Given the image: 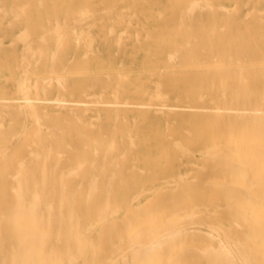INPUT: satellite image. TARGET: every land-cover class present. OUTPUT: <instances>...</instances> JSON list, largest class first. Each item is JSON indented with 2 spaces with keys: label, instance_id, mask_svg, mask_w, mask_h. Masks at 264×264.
I'll return each mask as SVG.
<instances>
[{
  "label": "rangeland",
  "instance_id": "obj_1",
  "mask_svg": "<svg viewBox=\"0 0 264 264\" xmlns=\"http://www.w3.org/2000/svg\"><path fill=\"white\" fill-rule=\"evenodd\" d=\"M2 1H4V4H1ZM13 1H14V3H13ZM30 1H32V2L30 3ZM34 1H35V3H34ZM34 1L33 0H0V8H2L3 6L4 7L6 6V10L8 9V11H6V12H4L3 10H0V44H1L0 45V100H1L0 101V126L2 125V127H4V128H2V127L0 128V147L7 146L6 149L10 148L11 149L10 152L11 151L19 152L24 148V145L21 146L22 139L19 138L16 134H18V135L22 134L21 133L22 129L24 128V125L26 124V122H24V121H26L25 117L28 115H26L24 117V115L26 114L24 107L22 106L23 107L22 108L20 106V104L22 105L24 101L21 99L22 98L21 88H19L20 86H18L17 82L20 83V80L23 81V80L31 79L30 84L29 83H27V84H29V86L32 88L31 89L32 90L31 96L33 97V100L35 99L34 101L33 100L32 101H33L34 105L35 104L39 105V109H38V106L36 109L39 113H43V112H44V114L46 113V115L43 114L44 118L42 119V122H40L42 125H44V127L41 126V127H43V129H41L40 125L38 124V130L47 131V127L51 126L50 123L54 126L57 123V122L55 123V121H58V120L59 121L61 120L60 123L63 127H71L73 129V130L71 129L70 134L67 136V138H65L63 140L62 145L60 146L61 150L63 148L68 147V145H69L68 148H71L70 144H72V146H74L73 144H75L74 147L76 149H74V150H76V151L86 150L84 147H86L85 144L87 142H89V148L92 150L95 147L94 146L95 141H96V143H99L100 140L101 141L104 140L103 143L105 142L103 147L101 148L103 150H102V153H100V156H94V155L89 156V157L84 156V157L80 158L77 162L67 165L66 168L64 169V173H70V171L72 172V170L74 171L78 167H81L80 165H82L84 168H86L85 166L87 164L92 165L94 162L96 164V162H99L101 158L103 159L104 153H106L110 148L114 149V147H115L114 151L112 149L113 160H112V165L110 167V175H113L114 171H116L118 169V167H116L117 169L114 167L120 165L119 164L120 160L118 161V159L119 158L121 159L122 155L123 156L124 155L129 156V157L126 156L127 159L129 158V160L126 161L123 158L122 159L123 162L121 161L122 164L124 163L122 165V167L120 166V168L123 169L122 176L129 175L131 177L132 173H133L132 180L129 179L127 182L126 181L125 182L121 181L122 183L120 182L121 188H119V191H120L121 195L120 194H119V196L114 195L113 200L110 202L111 205L114 207L113 212L116 209L114 205H116V206H117V204H118V206L122 205L121 206L122 209H120V207H119V208H117L116 213H112V215H109L107 218H105L103 220L94 221L96 223H95L93 229L91 230V236H92V234H94V232H100V230L102 231V229H103L102 227L106 224V225H108L107 226L108 228H105L108 230L104 229V232L107 231L106 235L104 233H102L103 231L101 232L102 235L104 234L105 239H103V237L100 238V236H102V235L99 236V233H97V235H93V237L96 236L94 238L92 237L93 240H91V236H89L91 249L89 252H85L84 254H81L78 257L76 264H84V261H87L88 264H102V263L103 264L104 263L105 264H124L127 262V261L124 262L125 259L128 260V262H127L128 264H135V262L138 260V257H135L134 253L132 254L133 250L132 251L131 250L126 251L125 255L128 257H126L123 260L122 258L118 259L115 252H110L111 249L112 248L114 249V247H119V243H121V244L123 243L122 240L125 241V243L122 244L123 246H126V245L129 246L130 244H126V243H128V242H126V240L129 238H136V235L135 236L133 235L134 237H132L133 233L137 232V230L140 228H143V229L146 228L147 232L150 233L151 227L154 226V223H156V222L160 223L162 228H164L163 226L165 224H167V225H169V227H171L173 225L172 224L170 226V224H171L170 221L172 219H174L176 221L179 218H181L184 221L185 216H187L189 219V217H190L189 215H191L194 211H196V212H194L195 213L194 216L192 214V216L190 217V219H191L192 217H195L196 215H198L197 210H204V211L206 210V211L211 212V213L216 211L215 213H218V214L219 213L221 214L223 212L222 214H224V211H222L221 209H224L225 207L228 208V209L225 208L226 209L225 217H227L230 221H232V222H230L231 224L228 221H225L226 219H224L223 215H222L223 217L221 216L222 218L219 216L220 218L218 217V219H217V215L216 216L214 215L215 213H212V215H210V213L207 212L208 213L207 214L206 211H205L206 214L203 211L202 212L200 211L199 212L200 213L199 214L200 219L198 216V219L200 221L188 220L187 224H186L187 221L182 222V224L185 223L184 226L187 228H185L186 230H184V232L176 235L177 237L174 236L171 239L170 242L173 244L169 243V244L165 245V243L164 244L161 243L156 247V248H158L157 250H156V248H155V250H152L153 251L152 256L148 257V259H146V260L141 259L138 261H140V264H158V263L159 264H169L172 261H174V262H172L171 264H217L215 262V258L213 257L214 254L210 256V254H212L213 252L215 253L217 250H215V251L213 250V252H211V251L206 252V250L208 249L207 246H209V247L211 246L210 249L213 247H214V249L218 248V243L215 240H212L211 236L208 234V232H210V230H211L210 228L208 229V227H216V226L218 227V225H220L221 227H224L223 230L224 229L226 230L223 232H227V231L229 232V233L227 232L228 236H230L231 240L235 241L234 243H236L234 245H237V247L239 246V248L243 249L242 252H244L245 255H247L249 261H252L254 259V261L257 264H264V259H263L264 258V248L260 242L261 237L264 236V223H263L264 222V204H261V203L258 204V207H261L262 209H260L261 211H258V214L256 215L257 218H255L256 213H255L254 209L251 207V205H249V202L245 201L244 198L242 200L243 196L240 199L239 195L236 196L234 193V192H236V194H238L237 192H238L239 188H243V189H240L243 191L246 188L247 190H251V191L254 190L253 193H255V191H257L258 193H260V192L262 193L263 187H261L260 185H254V184H249V183H246L247 186H245L246 184L243 183L244 180L240 181L238 179L239 180V182H238V180L234 176L233 177L235 179L225 177L221 173H219V174L214 173V172L210 173L209 171H211V170L215 171L216 169H217V172H221V170H219V169H221L219 167L220 164H213L211 162H207L208 159H207V156L205 155L207 151H205V152L203 151L205 154L202 153V150H210V148L213 146L212 142H213V138L216 134H221L223 136L222 138L224 140L229 141L228 133L226 132V130L222 129L223 127H220V125H219V122H220V119L218 117L219 115H217V117L214 116L215 118L213 117V115H212V117H210L211 116L210 114L213 112L214 113L216 112V114L225 115L227 111L226 112L225 111H216V110L212 111V109H210L209 104L204 105L202 102L197 103L196 106L193 107L194 109L192 108L193 110L192 109L190 110L189 108L187 109V107H185V103H182V102L176 103L175 100H172L169 103L168 110L166 109V112L164 114H162V113H156L155 114V110L159 111L161 109V107H159V105L157 104L156 101H152V99L150 97V95H153L155 93L156 88L158 87L156 85H157L158 81L160 80V76L166 78L165 79L166 85H168L170 83V81L172 82L173 80H176V79L180 80V81H184L185 79L190 78V77L194 78L196 80L200 76L206 77L216 67L217 68L223 67V68H225V71H227V72L233 71V69H231V68H236L237 70H238V68H240L239 70L241 72L242 68L245 69L247 67L246 72L251 73L252 71L248 67L252 68V66L253 67L255 66L256 68H254L253 73L256 74V78H258L259 75L263 74V72H264V60H262V59L264 58V54L262 53V51L264 52V21H263L264 15H262V14H264V12H262V11H264V0H258L259 3L257 2V0H211V1L196 0L197 2H199V6L200 5L203 6V10H202V7L200 8L201 10H199L198 9L199 6L198 7L196 6L197 11L193 12L194 9L193 10L191 9L192 14H193L192 18L190 16L191 15V13H190V15H188V16H187V14H185V17H186L185 19H181L182 12L185 13L182 10L184 8L187 9L188 5L190 6V4H192V3L189 4V2L194 1V0H123L124 3L121 2L120 4L118 3V2H120V0H115L114 3H116L118 1L117 2L118 5L113 4L114 10L112 9L111 10L112 12H110V10H109V11H107V13L106 12L104 13L103 11L105 9H107V10L110 9V7H109L110 3L114 0H88V2H86L85 0H34ZM42 1H43L42 4L44 5V8L42 7V5H40V3ZM101 2H104V3L102 4ZM70 3H71V6H70ZM13 4H15V6ZM26 4L30 5V8L27 10V14H25L24 17H22V19L21 18L19 19V21H21V22H19V23L14 22L15 21L14 19H16V17H14L15 16V12H14L15 9H16V11H18V9H20V8H18V5L22 8V6H25ZM87 4H88V7H87ZM134 4H135V6H134ZM195 4L198 5V3H196V2L194 3V5ZM193 6H192V8H194ZM212 6H213V8L217 7L216 8L217 14L216 13L213 14L214 11H212L213 9H211ZM220 6L221 7L223 6L224 8L226 7V9H229V11H230L229 13H231V14L227 17L228 13L223 11V10H225V9H223V7H222V10L221 9L218 10V7H220ZM10 7H11V9H10ZM40 7H42V8H40ZM114 7H117V8L115 9ZM129 7L131 9L128 10ZM204 7H206L205 10H204ZM81 8H83L82 10L84 11L83 15L85 16V19L83 17V21L84 20L85 21L84 22L82 21V23L80 22L78 24L77 22L79 19H77V18H80V16L82 14H80V16L77 14H79L81 12V11H79V10H81ZM93 8H94V10H93ZM233 8H234V10H233ZM96 9H97V11L94 12ZM123 9L125 11H122ZM91 10H93L94 17L96 18V21H95L96 26H94L95 25V23H94L93 26L91 24L89 27H87L91 21L86 20V18H87L86 12L87 11L92 12ZM188 10H189V8H188ZM235 10H237V11H235ZM253 10H255L256 12L260 11L262 13L260 14L257 12L255 14L253 13L254 14L253 15V14H251L252 12H255ZM2 11L4 13H2ZM100 11H102L103 13H100ZM121 11L125 13L124 17H123V15L121 16ZM135 12H136L138 18L135 15ZM186 12H187V10H186ZM31 13H33V14H31ZM160 14H162V15L160 16ZM212 14L213 15L216 14V16H213ZM250 14L252 15V18L247 17V16H251ZM57 15L59 18L57 17ZM29 16H31L30 19H29ZM65 16H66V18H65ZM56 17L59 19V21H56V19H57ZM225 17H227V19ZM245 17H247V19H249V20H247L248 22L244 19ZM260 17L262 18V20L260 19ZM81 18H82V16H81ZM182 18H184V16ZM48 19L51 22L50 24H49ZM64 19H65V21H64ZM101 19L103 22L101 21ZM131 19H132V23H130L131 25H129V20H131ZM180 19H181V21H180ZM242 19H243V21H242ZM10 20H14V21H12L13 25L15 23L13 28H12L11 24H9ZM17 20L18 19H16V21ZM40 20H42V21H40ZM66 20H67V22H66ZM182 20H183V23H182ZM189 20H191V21H189ZM240 20H241V22H240ZM75 21H77V22L75 23ZM179 21L182 23L181 27H180ZM233 21H234V24H233ZM237 21H239V23H237ZM56 22H58V23L60 22V23L58 24ZM64 22H66V24H64ZM40 23H42V25H40ZM74 23H75V25H74ZM236 23L238 25H236ZM253 23H255V24L253 25ZM19 24H21V25H19ZM57 24L58 25L61 24V25L58 26ZM69 24H71V25H69ZM137 24H138V26H137ZM142 24H145V25H143L144 28L142 27ZM250 24L252 27L250 26ZM39 25H40V27H39ZM132 25H134V26H132ZM178 25H179L180 30H179V28H177ZM41 26L42 27L47 26V28H48V26H50V28H48V29L51 30L52 32H55V30L57 28H62L63 30L67 29L71 34V40H70L69 45H67V48L65 50L61 51L60 53H58L59 54V56H57L58 57L57 62H59L58 66L56 65L57 63H54V61H52L53 56L55 54L54 51H56V49H57V42L55 41V38H52L53 43L51 41H49L47 45H44L43 42L38 39V38L42 39L41 37L43 35V31H42L43 28H41ZM91 26H92V28H91ZM128 26H129V28L127 29ZM165 26H166V29H163L162 27H165ZM214 26H215V31L212 33ZM249 26H250V28H248ZM54 27H55V29H54ZM157 27L160 30L157 29ZM225 27H227L226 30H225ZM26 28L29 29L31 37L33 38V40L36 39L35 40L36 43L34 44V48L39 49L41 46L45 47V59L43 60V62H41L42 65H39V63H37V62H39V56L38 55H35L34 57H30L29 62L31 64H30V67L28 68L27 74L24 73L25 68H24V66H21L22 65L21 63L24 61L23 60L24 58L22 59V57H24L26 55L25 51L23 49L25 47V49L28 50V48H26L28 46V43L25 44L26 42L24 40V37L22 34H20V33H24L22 31L26 30ZM31 28H33L34 30ZM39 28L41 29L40 31H39ZM111 28L113 30L111 32H113V33L115 32V34H112L111 36H109L111 34L110 33ZM222 28H223V30H225V32L227 31V33H225L223 30L220 31V29H222ZM237 28L240 30H237ZM83 29H85V33L90 31L92 33V36L94 35L93 36L94 40H95L94 51L97 54L89 53V51H87L86 46H85L86 43L84 41L81 42L79 40L80 37L82 38V36H83L82 35L84 33ZM161 29H162V31H161ZM201 30H203V34L199 35L198 33H200ZM244 30H246V31L244 32ZM82 31H83V33H82ZM137 31H138V33H140L139 38L137 37V35H138ZM239 31H240V33H239ZM219 32H223V33H219ZM120 33H123V34H120ZM124 33H126V34L124 35ZM209 33L213 34V35L211 34L212 36L210 35V38L208 36ZM129 34L131 35V37ZM147 34L151 38L148 37ZM228 34H229V36H228ZM236 34H237V37H236V39H234ZM18 35H22V36L20 37L21 39L19 38L21 41L19 40L17 42L18 37L16 38V36H18ZM80 35H82V36H80ZM119 36L122 39H120ZM199 36H201V37H199ZM76 37H79L78 40L76 39ZM146 37H148V38H146ZM190 37H194V38L190 39V42H189L188 40ZM197 37H199V39H197ZM230 37L233 40L230 39ZM15 38H16L17 45L14 43ZM101 38H102V40H101ZM251 38H253L255 40H253ZM163 39L166 40L164 43H162ZM194 39H197V40L195 41ZM259 39H261V40H259ZM137 40H139L140 42ZM243 40H244V42H243ZM257 40H259V41H257ZM12 41H13V46L11 44V46H12L11 47L8 44H10ZM38 41H39V44L42 43V45H38ZM135 41H137L139 43L133 44ZM112 42L114 45L111 44ZM116 42L120 43L119 44L120 47L118 46V44ZM185 42H189L191 44H194V42H197V44L192 45V47H193L192 48V47H188V45H190V44L187 43L188 45L186 44L185 49H183ZM216 42H218V44H216ZM51 43H52V45H51ZM178 44L180 46L183 45V47H181L182 49L179 50V48H177ZM2 45H3V47H2ZM24 45H26V46H24ZM239 45H240V47H239ZM211 46H213L212 49H211ZM118 47H119V49H118ZM227 47H231V49L227 50L226 49ZM238 47H239V49H238ZM109 48H110V50H109ZM189 48H192V49H189ZM235 48H236V50H234ZM76 49H77V51H76ZM176 49H178L180 51L178 54L180 56H182V57L179 56L180 62H173V61L168 60V59L166 60L167 57H169V59H170V56H167V55L168 54L171 55V53H168V52L173 51L172 54L177 53V51H175ZM202 49H205V50L202 51ZM210 49L212 51H210ZM22 50L24 51L23 52L25 54L24 56L21 55ZM254 50H257V51H255V53L257 52L255 54L256 57H254V53H253ZM244 51L245 52L247 51V52L245 53ZM99 52H101V53H99ZM116 52H119V54L117 56H115ZM206 52H209V53L212 52V53H211V55L209 54L210 55L209 56L208 54H206ZM189 53H191L192 58H190ZM244 53H245V55H244ZM52 54H53V56H52ZM86 54H87V56H85ZM129 54H132V55H129ZM220 54L221 55L224 54V55L221 56ZM74 55H76L75 60L73 59ZM83 56L85 59L82 58ZM129 56H131V57H129ZM86 57L88 58L89 63L87 62ZM196 57H197V59H196ZM202 57L203 58L206 57L205 60H201ZM217 57L219 59L216 60ZM71 60L72 61L74 60V65H73V63H71L70 64L71 67L67 68L69 65V62H71ZM121 60L123 62H121ZM157 60L158 61L160 60L161 62H158ZM179 63H181V65ZM52 65L56 66V67L54 66V68H55L54 73H53V71L49 73L50 68L53 69ZM178 65H180V66H178ZM201 69L203 70V72ZM33 70H34V72H33ZM175 70H177V71H175ZM184 70H189V71H186V73L183 72L180 74V72L184 71ZM192 70H196V71H192ZM197 70H201V71L199 72ZM166 71H168L167 74L164 73V75H162V73L166 72ZM169 71H171L170 74H168ZM172 71H175L174 73L176 75L175 74L173 75ZM153 72H155V73H153ZM191 72H192V74H194L193 76L191 75ZM22 73H24V74H22ZM139 73H141V74H139ZM20 74H22V76ZM119 74H121V75L122 74H126V75L128 74L127 75L128 77L126 78V76H125V77H122L123 78L122 79ZM153 74L154 75L156 74V75L153 76ZM117 75H119V76H117ZM189 75H190V77H189ZM122 76H124V75H122ZM58 77H60V78L61 77L62 78L67 77L64 80V81H66L67 84H64L63 79L61 78L62 79L61 80ZM96 77H98L99 79ZM43 78H45V79L50 78L49 80H51V82L48 83V82H46L47 80L46 81L45 80L39 81V79H43ZM95 78L98 81L95 80ZM119 78L121 80H119ZM56 79H57V81H56ZM15 80H17V82ZM59 80L61 81L62 85H64L63 87L66 86L65 88L68 91H66L63 87L58 86L57 82ZM118 80L121 81V83L118 84ZM38 81L41 83H39ZM60 81H59V83H60ZM35 82H38L40 84L39 87L42 89L39 90V87L37 86L38 83L35 86ZM45 82L48 83V85L49 84H52V85L48 86ZM61 83H60V85H61ZM107 84H108V86H107ZM172 84H173V82L170 85H172ZM92 85H94V86H92ZM95 85H97V87ZM117 85L118 86L120 85L121 87H118ZM186 85H189V84L188 83L184 84V82H183L182 86H180V87L186 88V87H188ZM34 86L36 88L38 87V90ZM89 86H90V89H91V87H96V88H93L92 90H90V89H88ZM43 87L47 88V92L46 91L45 92L47 93L48 97L43 92V90L45 89ZM106 87H108V88H106ZM195 87H197L199 89L201 88V86H195ZM209 87H211V86H209ZM218 87L222 88L223 86H218ZM18 88L20 89V91H18ZM117 88H119V90H117ZM58 89H59V91H58ZM36 90L40 91L39 92L40 96L38 95V97L36 94V92H37ZM84 91L86 92L85 94L87 96L85 94L82 96V94H83L82 92H84ZM102 91H104V93ZM130 91H131V93H129ZM59 92H60V95H57V94H59ZM144 92H145V95H144ZM237 93H247V94H251L253 96H258L260 94L261 95L260 98L264 99V87H263V85L261 86V88L258 87L257 83L253 86H248V88H245L244 90L238 89ZM61 95H62V97H61ZM72 95H74V96H72ZM90 95H91V97H90ZM58 96L60 99L58 101L60 103V105L62 103H63L62 106L66 105V107H63L61 109V111H60L59 106L56 107V105H59V103L57 101L54 102L55 99H58ZM80 96L83 97V99L82 98L80 99ZM84 96L86 98H84ZM117 96L119 97L120 101L117 100L118 99V98H116ZM40 99H42L41 101L44 100V102H41ZM49 99H50V101L52 100L53 102H49ZM64 99H65V101H64ZM2 100H4V101H2ZM7 100H9V101H7ZM10 100H12V101H10ZM13 100H16V101H13ZM17 100H22V101H17ZM36 100H38V101H36ZM47 100L49 103L47 102ZM87 101L89 103L91 102L92 104L90 103V105H88ZM94 101H95V103L99 101L100 105L98 104V106H101V107H98L97 103L95 105ZM125 101H128L129 103L125 102ZM66 102H68V103H66ZM74 102H80V103L86 102V104L89 107H88V109H86L85 104L79 105L80 103L75 104ZM115 102L118 103L116 105H119V103H120V105L116 106L114 104ZM149 102H151V104H152V107H150V108H149V104H148ZM107 103H109V105H107ZM110 103H113L114 105L111 104L112 105L111 106ZM126 103L129 104V106L123 105ZM142 103H143V105H145V107L142 105ZM9 104L11 106L10 107L11 111L8 109ZM178 104H179V106H178ZM2 105L3 106L7 105L6 106L7 109L5 106H4V108H5L4 109L2 107ZM136 105H140V106H136ZM146 105H148V107H146ZM75 106L76 107L78 106L79 111H77V108ZM155 106H157V107H155ZM19 107H21V109H19ZM70 107H72V108L75 107V110L73 109L72 113H71L72 108H70ZM172 107L175 108L174 112L170 111V109L174 110ZM178 107H179V109H178ZM261 107H262V105L258 104L254 107V109H258ZM108 108H110L109 109L110 111H108ZM118 108H119V110H117ZM176 108H177V110H176ZM182 108L183 109L185 108V110H183ZM195 108H199L201 110L195 109ZM203 108H205L206 110H202ZM149 109H151V110L147 112V110H149ZM91 110H92V112H91ZM93 110H94V112H93ZM116 111H118L119 114L118 113L116 114ZM183 111H184V113H182ZM253 111H255V112H253V113L252 112H246V113L251 114V115H254V114L256 115L258 113V112H256L257 110H253ZM56 113L57 114L60 113L61 114L60 117ZM124 113L127 115L126 116L127 120L124 119ZM231 113H233L234 115ZM231 113H230L232 115L230 117L231 119H236L237 118L236 115L240 114V112L236 111V110H233ZM243 113H245V112H243ZM47 114L49 115V118L51 117L50 120L47 117ZM199 114L201 116H199ZM43 115H42V117H43ZM207 115H208V117H206ZM175 116H176V118H175ZM197 116H199V117H197ZM1 117L2 118L4 117L6 119H4V118L2 119ZM117 117L120 119L119 120L120 123H118V121H117L118 126H116L117 123H115ZM57 118H59V119L57 120ZM95 118L97 120H100L101 123L99 121H97ZM226 118L227 117H225V121L231 120L229 117L227 119ZM69 119H70V122L68 121ZM174 119H175V122H177V123H174ZM48 120L50 123L48 122ZM112 120H113V122H112ZM249 120H250L249 118H245L236 127V130L238 131V138L241 142L240 147L245 146L244 145L245 140L254 139L256 137L254 132L251 131L250 129H248L247 123ZM12 121H15V122H12ZM28 122L30 123L29 125H32V124L34 125L33 121H30V119H28ZM79 122H81V123L79 124ZM167 122H168V124H167ZM172 123H174L175 125ZM3 124L5 126H3ZM47 124H49V125L47 127H45V125H47ZM65 124L67 126H64ZM92 124H94L95 127H93ZM85 125H87V126H85ZM78 126H80V128ZM209 126H211L210 127L211 131H209ZM7 127H9V128L7 129ZM114 127L119 128L118 131L114 132L115 130H117V129L114 130ZM181 127L183 128V130H186V131L189 130L188 134H190V135H188L186 131H185L186 132L185 133L183 130H181L182 129ZM83 128L86 131H88L87 139H85V140H87V142L80 140L81 137H82V139H83V137L84 138L86 137V135L82 131ZM167 128H169V132L166 135V133L168 131ZM215 128H217V129L215 130ZM246 129H248L250 131H246ZM2 130H4V131H2ZM130 130H132L130 133L131 135L129 134ZM245 131H246V134L244 133ZM109 132H111V133H109ZM107 133L109 136H107ZM111 134H113V135H111ZM76 135L78 136V139L76 138ZM170 135H171V137H168ZM113 136H114L115 141L113 140ZM124 136L126 138L123 139ZM202 136H204L205 139ZM225 136L227 138H224ZM13 137H15V138L13 139ZM45 137H46V135H44V137L41 136L40 138H42V140L48 141V138L45 139ZM79 137H80V139H79ZM100 137L103 139L99 140L98 138H100ZM155 137H157V138H155ZM71 138H73V139H71ZM163 138H166V139H164V141H163ZM70 139L73 140V142H75V143H71ZM133 139H134V142H131V140L133 141ZM8 140L10 141V143ZM74 140H76V141L78 140L77 141L78 144H80V143L84 144V147L81 146V149H80L81 144L78 146L76 144V141H74ZM122 140H123L124 144H122ZM179 140L181 141V143H182L181 147H183V148L184 147L189 148V146H191V145L195 146V147H193V150L195 149L194 150V152H195L194 157L195 158L191 155H188V154H187L188 158H185V156H186L185 154L182 157V155L179 153L180 149H178V151L176 150L178 145L176 146V144L173 143L174 141L177 142ZM116 141L118 142L117 145L115 144ZM11 142H13V144ZM112 143L115 144L116 146L112 145L113 147H111L110 144H112ZM131 143H135V144L132 145ZM181 143H179V147H180ZM173 144H175L174 145L175 147L173 146ZM129 145L132 146L129 149L130 150L133 149L131 151V153H130V151H128L129 149L127 150ZM135 145H136V147H135ZM245 147L248 149L249 145L246 144ZM245 147H243V149ZM68 148H66V149L68 150ZM173 149L176 150L177 152L173 151ZM260 149L261 150L264 149V143H261ZM63 150H65V149H63ZM181 150H182V148H181ZM183 150H185V149H183ZM199 150H201L200 151L201 153H198ZM125 151H128L129 153L126 154ZM166 151H167V153H166ZM190 151H192V148ZM192 154H193V151H192ZM137 155H138V159H137ZM157 156H158V158H157ZM167 156H169V157H167ZM196 157L198 160L196 159ZM165 158H166V160H165ZM199 159L202 160V162ZM135 161H136V164H135ZM172 161L175 164H173ZM100 162H101L100 165L96 164L97 167L99 165V167H98L99 171H95V170L92 171V178H96V177L100 178L101 173L105 167V161L101 160ZM186 162H187V164H191L193 169L190 165L187 166L185 164ZM193 163L195 164V166L193 165ZM33 164H34V166H33ZM95 164L92 165V167H96ZM134 164H135V167H137V169H141L144 171H142V173L141 172L138 173V171L133 168ZM54 166L56 167V164H54ZM156 166L160 167V170H159V168H156ZM28 167H29V169H28ZM30 167L33 170H31ZM87 167L89 168L91 166H87ZM197 167L202 168V169L203 168H207V169L210 168L209 171L207 169H205V170H207L206 171L207 176H205L206 173H203L205 171L202 172V171H200L202 169H198ZM26 168H27V171L29 173L27 175L26 180L29 182V180L31 178V183L30 182L29 183L32 185L34 191L39 190V188H38L39 186H41L40 189H42V190L47 189V188H44V187H46L44 183H46L45 181L48 180L49 178L45 177L44 175H40L39 173H37V172H39V170H38L39 167L33 162V159L31 157L27 161ZM131 168H133L137 172L134 170H131ZM148 171H149V173H147ZM130 172H132V173L130 174ZM134 172H136L137 175L134 174ZM143 172L146 173L147 175L144 174ZM200 172H202V174ZM37 174H39V175H37ZM198 174L199 175L201 174V176L199 177ZM203 174H205V175H203ZM208 174H211V175L208 176ZM179 176H181V178L184 181H187V183L189 185H187L186 182H184L183 180H179L180 179ZM172 177H174V178H172ZM193 179L196 181H192ZM78 180L79 181L76 184L75 188H77V186L80 184V182L82 181V178H79ZM61 181H62V175H60V176L54 175L53 176V181H52L53 184H56L57 182L59 184ZM104 181L106 183L108 181V178L105 177ZM166 181L168 183H170V185ZM130 182H132V183H130ZM182 182H183V184H182ZM1 183H2V181L0 180V185H1ZM171 183H173V184H171ZM43 184H44V186H43ZM206 184H208V185H206ZM210 184H211V186H212V184L213 185L217 184L218 187H219L218 184H220V186L226 185V188L222 189L219 187L220 188L219 189V188H216L213 186L212 187L209 186ZM120 185H119V187H120ZM185 185H187V186H185ZM205 185H206V187H204ZM124 186H125V188H124ZM228 186L238 187V189L237 190H234V188L230 189V188H228ZM258 186H260L259 189L261 191H259V189L257 188ZM255 187L257 189H252ZM177 188H178V191L175 190ZM221 189H222V191H221ZM226 189L230 190L229 195H228V192L226 193V191H227ZM145 190L147 191L146 193L144 192ZM158 190H161V191L163 190V191L157 192ZM232 190H234V191L232 192ZM140 192H142V193L144 192V193L141 195ZM223 193L225 196L223 195ZM241 193L243 194V192H241ZM134 196H137V197L140 196V197L139 198L136 197L137 200H133ZM259 196H260V194H259ZM108 197L109 196L105 195L104 198H106V200H107ZM153 197H155V198H153ZM220 197L222 198V199H220V201L222 200L221 202L219 201ZM150 198H152L153 200L155 199V201L151 203ZM89 199H90V197H89ZM258 199L260 200L261 196L258 197ZM147 200L150 201L151 205L147 202ZM187 200H188V202L186 203L187 208L184 207L185 208V209L183 208L184 211H180L177 213V211H178L177 210L175 214L172 212V211H175V209H177L179 207L181 208L183 203L185 204V202ZM223 200H225L226 202ZM229 200H230V202H227ZM232 200H235L234 201L235 204L233 202H231ZM30 201H31V198H29L27 200L28 205L30 204ZM123 201H125V202L123 203ZM208 202H212V203H214V205H211V203L209 204ZM260 202H262V199L260 200ZM200 203H202L204 206L201 205L202 207H199V209H198V206ZM143 204H145V206L148 205L150 207L147 206L146 208L144 207L145 208L144 209V208H142L144 206ZM194 204H195V206L198 205L195 208V210L192 207V205H194ZM208 205L209 206L211 205V206L208 208ZM215 205L220 206V207L222 206L223 208L216 207ZM231 205H232V207L234 206L236 209H238L236 211V209H234V207H233V210H231V209L230 210H231V213L233 211V213H235V215L237 217H239V215L241 216L240 217L241 220L239 219L241 221V225L237 224V223L240 224V222L238 221V218L236 219V216L234 214L233 215L235 218L232 217L229 212L226 213L227 211H230L229 207ZM84 206H85V208L83 210H81V212L79 214V221H81V222L83 221V222H85V225H88L90 221H88L86 214L88 213L91 206L88 207L87 204H85ZM135 206L136 207L142 206V207H140V209L142 208V210L137 209ZM206 206H207L208 210H207ZM214 206H215V208H214ZM249 206L251 207L250 210L245 208V207H249ZM63 208H64V203L61 200V203L59 204V209L61 210ZM240 209L241 210L245 209V211H246L245 212L243 210V216L245 214L246 215L248 214L247 216H244L245 219L241 215L242 211H240ZM169 210H171V212L173 214H171L169 212ZM239 211H240V213H239ZM167 212L170 213V215L166 218L165 214L167 215L168 214ZM126 214H128V215L131 214V215L127 217ZM157 217L158 218L160 217L158 221H156L158 219ZM187 217H186V219H187ZM201 217H204L206 219L208 218L207 220L211 219L212 222H213V219H216L215 224H217V225H213L215 222V220H214V222L213 223L210 222L209 223L210 226H208L209 225L208 222L207 223L205 222L206 219H204V221H201V219H202ZM247 217L248 218L252 217V219L255 218L254 221L259 225L261 234L254 232V229L252 228V226L250 224H248L249 225L248 228L246 227L247 225L245 224V222L247 223V221L249 220ZM123 218H125V222H123V220H122ZM113 219H115V221H116V219L122 220V224L119 223V220H118V222L116 221L117 223L114 221L116 224V227H115V224H113L114 222L112 223ZM136 219H138V221ZM181 219H179V221H181ZM194 219H197V216ZM260 220H262V221L260 222ZM189 221L194 222L195 225L192 223H189ZM195 221L198 225L195 223ZM233 221L236 223L234 224ZM162 222H164V223L162 224ZM149 223L152 225H149ZM176 223L177 222H175L174 225ZM180 223L181 222H179L177 224H180ZM232 223L234 225H232ZM124 224H126V225H124ZM177 224H176V228L177 227L181 228L182 224H180V226ZM190 224H192V226H190ZM148 225L151 227L148 228ZM236 226H238V227L234 228ZM172 227H174V226H172ZM146 229H144V230L146 231ZM181 229H184V227ZM194 229H198V230H196L197 232L200 230L205 231V232L202 233L200 231L202 233V236L199 232L197 233L199 235L196 236L197 234H195L196 231ZM236 229H239V230L237 231ZM240 229H241V232H240ZM122 231H124V232L122 233ZM250 231L254 232L253 235H251L252 233L251 234L249 233ZM112 232H114V233H112ZM138 232H141V233H138V236L140 235V239L143 237L142 235H144V236L146 235V234L142 233V231H140V230ZM237 232H239L240 234H237ZM242 232H243V234H245L246 237L244 235H243L244 237L241 235ZM189 233L191 234V236L193 235L192 236L193 238L191 236L186 237V234L190 235ZM204 233H206V235L209 236L208 239L206 238L207 236H204L205 235ZM247 233L250 234V237H248ZM115 234L116 235L118 234V236L115 237L114 236ZM233 234L234 235L236 234V236H234ZM122 235H123V237H122ZM117 237H119L121 240L120 239L118 240ZM194 237H197V238H194ZM232 237H234L233 238L234 240L232 239ZM182 238H184V239H182ZM244 238H247V239L244 240ZM253 238H255L256 240L254 241ZM186 239H188V241ZM131 240H129V243ZM247 240L249 241V243L247 242ZM100 241L101 242L103 241V243H106L105 241H107V244H104V246H103L105 248V249L103 248L104 251L99 250L102 248H98V249L96 248V247H98ZM103 243H102V245H103ZM110 244L111 245L113 244L114 246L112 245L113 247H111ZM196 244H198V245H196ZM253 244H254V246H253ZM122 245H120V246H122ZM240 245L242 247H240ZM29 247H30V244H29L28 248ZM258 247H259V249H258ZM188 248H196L197 250L192 249V251H191ZM203 248L204 249L206 248V250H204L206 252L204 255L200 251L201 249L203 250ZM163 249H166V250H164V252H162ZM185 249L190 250V251H188V252L183 251ZM97 250L99 252L98 253L99 258L94 259L96 257L93 258V256L97 255V253H96ZM105 250L107 252H105ZM108 250H110V251H108ZM251 251L252 252L254 251L255 253L253 252V254H251L252 253ZM180 252H182V253L179 255ZM51 253H52V248L50 247L48 249V255H51ZM88 253H89V255H88ZM114 253H115V255H113ZM152 253H150V255ZM254 254H255V256H254V258H252L253 257L252 255H254ZM258 254H259V258L262 257V259L261 258L258 259ZM177 255H179V256H177ZM84 256H85V258H84ZM108 256L111 259H113V261L116 260V262L113 263L111 259H110L111 263L109 260H108L109 261L108 262L106 260V259H109ZM163 258H166V259H164V261H163ZM174 258H175V260H174ZM104 259H105V261H107V263L104 261ZM259 260H262V261H259ZM162 261H163V263H161ZM37 263H39V261H37Z\"/></svg>",
  "mask_w": 264,
  "mask_h": 264
},
{
  "label": "bare ground",
  "instance_id": "obj_2",
  "mask_svg": "<svg viewBox=\"0 0 264 264\" xmlns=\"http://www.w3.org/2000/svg\"><path fill=\"white\" fill-rule=\"evenodd\" d=\"M34 1V0H33ZM86 2H88V0H85ZM208 1H211V0H208ZM3 2V3H2ZM1 2V4H4V1H2ZM32 1H30V3H31ZM113 2V3H112ZM111 3H110V9H103L104 11V13L106 12L107 13V11H109L110 10V12H112L111 10L113 9V4H117V2L116 3H114L115 2V0L114 1H112ZM121 2H123V0H120V2H118L119 4L121 3ZM196 2V3H198V5H194V3ZM257 2H258V0H257ZM13 3H14V1H13ZM16 3V2H15ZM29 3V4H30ZM34 3H35V1H34ZM43 3V1L40 3V5H42V7L44 8V5L42 4ZM102 4L104 3V2H101ZM124 3V2H123ZM122 3V4H123ZM190 3H192V4H190ZM238 3V2H237ZM259 3V2H258ZM189 4H190V6L188 5V7H187V9L186 8H184L182 11H184L185 13H183L182 12V14H181V19H185L186 17H185V14H187V16L188 15H190V13H191V18H192V16H193V14H192V10H193V12H195V11H197L196 9V6L198 7L199 6V2H197L196 0H194V1H190L189 2ZM14 6H15V4H13ZM98 5V4H97ZM118 5V4H117ZM194 5V6H193ZM248 5V4H247ZM12 6V5H11ZM13 6V7H14ZM70 6H71V3H70ZM99 6V5H98ZM112 6V7H111ZM134 6H135V4H134ZM192 6L194 7V8H192ZM12 7V8H13ZM42 7H40V8H42ZM87 7H88V4H87ZM96 7V6H95ZM202 7V10H203V6H199L198 7V9L199 10H201L200 8ZM221 7V6H220ZM220 7H218V10H222V7L220 8ZM18 8H20V9H18ZM18 11H16V9H15V16L14 17H16V19H18L17 21H16V19H14V20H10L9 21V24H11V26H12V28H13V26L15 25V23L14 22H21V21H19V19L21 18L22 19V17H24V15L25 14H27V10L30 8V5H28V4H26L25 6H22V8L18 5ZM39 8V9H40ZM115 9L117 8V7H114ZM188 8H189V10H188ZM217 8V7H216ZM216 8L214 7L213 8V6L211 7V9H213L212 11H214L213 12V14L214 13H216L217 14V10H216ZM10 9H11V7H10ZM83 8H81V10H79V11H81L79 14H77V15H79L80 16V14H82L81 16H82V18H81V16H80V18H77V19H79L78 20V22L77 21H75V23L77 22L78 24L81 22L82 23V21H83V17H84V19H85V16L83 15V13H84V11L82 10ZM86 9V8H85ZM129 9H131L130 7L128 8V10ZM192 9V10H191ZM206 9V7H204V10ZM223 9H225V10H223V11H225L226 13H228V15H227V17L231 14V13H229L230 11H229V9H226V7L224 8L223 7ZM0 10H3L4 12H6V11H8V9L6 10V6L4 7H2V8H0ZM93 10H94V8H93ZM93 10H91L92 12H90V11H87L86 13V16H87V18H86V20H89V21H91L90 23H89V25L87 26V27H89L91 24H92V26H93V24L95 23V21H96V18L94 17V14H93ZM114 10V9H113ZM186 10H187V12H186ZM233 10H234V8H233ZM2 11V13H4ZM97 11V9L94 11V12H96ZM122 11H125L124 9L122 10ZM121 11V16L123 15V17H124V12H122ZM216 11V12H215ZM235 11H237V10H235ZM253 11H255V10H253ZM102 11H100V13H103ZM209 12V11H208ZM258 13H262V12H264V11H262V12H260V11H257ZM256 11L255 12H252L251 14H255V13H257ZM9 13V12H8ZM14 14V13H13ZM31 14H33V13H31ZM212 14V15H213ZM216 14L215 15H213V16H216ZM250 14V15H251ZM253 14V15H254ZM259 14V15H260ZM103 15V14H102ZM135 15L137 16V14H136V12H135ZM134 15V16H135ZM162 14H160V16H161ZM262 15H264V14H262ZM33 16V15H32ZM184 16V18H182ZM202 16V15H201ZM30 17L31 16H29V19H30ZM57 17H58V15H57ZM56 17V18H57ZM102 17V16H101ZM118 17V16H117ZM170 17V16H169ZM227 17H225L226 19H227ZM248 18H252V15L251 16H247ZM247 17H245L244 19L247 21V20H249V19H247ZM59 18V17H58ZM56 19V21H59V19ZM65 18H66V16H65ZM132 18V17H131ZM137 18H138V16H137ZM223 18V17H222ZM3 19V18H2ZM76 19V20H77ZM82 19V20H81ZM181 19H180V21H181ZM225 19V20H226ZM260 19L262 20V18L260 17ZM124 20V19H123ZM138 20V19H137ZM244 20V21H245ZM12 21H14L13 23H14V25L12 24ZM40 21H42V20H40ZM48 21H49V19H48ZM64 21H65V19H64ZM85 21V20H84ZM83 21V22H84ZM101 21H102V19H101ZM179 21V22H180ZM189 21H191V20H189ZM242 21H243V19H242ZM264 21V20H263ZM11 22V23H10ZM66 22H67V20H66ZM66 22H64V24H66ZM103 22V21H102ZM236 22V21H235ZM240 22H241V20H240ZM248 22V21H247ZM262 22V21H261ZM51 22L49 21V24H50ZM56 23H58V22H56ZM60 23V22H59ZM58 23V24H59ZM75 23H74V25H75ZM130 23H132V19L131 20H129V25H131ZM138 23V22H137ZM182 23H183V20H182ZM181 22H180V27H181V24H182ZM237 23H239V21H237ZM236 23V25H238ZM8 24V25H9ZM27 24V23H26ZM57 24V25H58ZM72 24V23H71ZM71 24H69V25H71ZM233 24H234V21H233ZM255 23H253V25H254ZM261 24V23H260ZM259 24V25H260ZM17 25V24H16ZM19 25H21V24H19ZM40 25H42V23H40ZM40 25H39V27H40ZM61 25V24H60ZM60 25H58V26H60ZM68 25V26H69ZM73 25V26H74ZM81 25V24H80ZM128 25V24H127ZM143 25H145V24H142V27H143ZM35 26V25H34ZM51 26V25H50ZM50 26H48V28H50ZM92 26H91V28H92ZM94 26H96V23H95V25ZM132 26H134V25H132ZM137 26H138V24H137ZM136 26V27H137ZM227 26V25H226ZM250 26H251V24H250ZM250 26L248 27V28H250ZM103 27V26H102ZM238 27V26H237ZM252 27V26H251ZM41 28H43V35H42V39H40V38H38L39 40H41L42 42H43V44L44 45H47L48 44V42L49 41H51L52 42V38H55V41L57 42V49H56V51H54L55 52V54H54V56H53V54H52V56H53V60L52 61H54V63H57L56 65L58 66V64H59V62H57L58 61V57L57 56H59V54L58 53H60L61 51H63V50H65L66 48H67V45H69V43H70V40H71V34H70V32L67 30V29H62V28H57L56 30H55V32H52L51 30H49L48 28H47V26L46 27H42L41 26ZM129 28V26L127 27V29ZM144 28V27H143ZM163 29H166V26L165 27H162ZM177 28H179V25L177 26ZM31 29H33V28H31ZM30 29V30H31ZM37 29V28H36ZM54 29H55V27H54ZM53 29V30H54ZM157 29H159L158 27H157ZM176 29V28H175ZM227 29V27H225V30ZM20 30V29H19ZM34 30V29H33ZM41 29L39 28V31H40ZM160 30V29H159ZM158 30V31H159ZM168 30V29H167ZM179 30H180V28H179ZM223 30V28L222 29H220V31H222ZM225 30H223L224 32H225ZM237 30H240V29H238L237 28ZM83 31H84V33H83ZM83 31H82V35H80V36H82V38L80 37V41L82 42V41H84L86 44H85V46H86V49H87V51H89V53H91V54H97V53H95V51H94V43H95V40H94V35L92 36V33L89 31V32H86L85 33V29H83ZM111 31H113L112 30V28L110 29V35L109 36H111L112 34H115V32L113 33V32H111ZM115 31V30H114ZM156 31V30H155ZM161 31H162V29H161ZM215 31V26H214V29H213V31H212V33ZM246 30H244V32H245ZM22 32H24V33H20V34H22L23 35V37H24V40H25V44H27L28 43V46L26 47V48H28V50L27 49H25V47H24V51H25V54L23 53L24 51L22 50V52H21V55L22 56H24V57H22V59L24 60H22L23 62L21 63L22 65L21 66H24V68H25V70H24V73H26L27 74V72H28V68L30 67V62H29V59H30V57H34L35 55H38L39 56V62H37V63H39V65H42L41 64V62H43V60L45 59V47L43 46H41L39 49H36V48H34V44L36 43L35 42V40H33V38L31 37V34H30V31H29V29H27L26 28V30H24V31H22ZM243 32V31H242ZM241 32V33H242ZM243 32V33H244ZM150 33V32H149ZM201 33V34H200ZM200 33H198L199 35H202L203 34V30H201L200 31ZM212 33H209V38H210V35L212 34ZM219 33H223V32H219ZM218 33V34H219ZM225 33H227V31L225 32ZM237 33V32H236ZM239 33H240V31H239ZM33 34V33H32ZM120 34H123V33H120ZM126 33H124V35H125ZM138 34V35H137ZM137 37L139 38V34L140 33H138V31H137ZM231 34V33H230ZM256 34V33H255ZM22 35H18V36H16V38H17V42L21 39L20 37L22 36ZM130 35V34H129ZM213 35V34H212ZM211 35V36H212ZM257 35V34H256ZM33 36V35H32ZM121 36V35H120ZM119 36V37H120ZM147 36L148 37H150L148 34H147ZM228 36H229V34H228ZM22 37V38H23ZM79 37H76V39L78 40V38ZM130 37H131V35H130ZM148 37H146V38H148ZM199 37H201V36H199ZM199 37H197V39H199ZM232 37V36H231ZM230 37V39H232ZM236 37H237V34H236V36L234 37V39H236ZM254 37V36H253ZM262 37V36H261ZM2 38V37H1ZM16 38H15V41H14V43L17 45V42H16ZM20 38V39H19ZM104 38V37H103ZM151 38V37H150ZM192 38H194V37H190L189 38V42H190V39H192ZM196 38V37H195ZM250 38V37H249ZM108 39V38H107ZM120 39H122L121 37H120ZM197 39H194L195 41L197 40ZM208 39V38H207ZM229 39V40H230ZM251 39H253V38H251ZM23 40V39H22ZM76 40V41H77ZM101 40H102V38H101ZM128 40V39H127ZM233 40V39H232ZM253 40H255V39H253ZM259 40H261V39H259ZM259 40H257V41H259ZM13 41L10 43V44H8L9 46H11V44H12V46H13ZM21 41V40H20ZM79 41V42H80ZM137 41H139V40H137ZM137 41H135L133 44H137V43H139V42H137ZM166 40L165 39H163V42L162 43H164ZM228 41V40H227ZM80 42V43H81ZM122 42V41H121ZM189 42H185V44H184V48L183 49H185V46H186V44L188 43V44H190V45H188V47H192V45H194V44H197V42H194V44H191V43H189ZM243 42H244V40H243ZM23 43V42H22ZM53 43V42H52ZM52 43H51V45H52ZM79 43V44H80ZM117 43V42H116ZM200 43V42H199ZM249 43V42H248ZM111 44H113V42L111 43ZM118 44V46H119V44L120 43H117ZM176 44V43H175ZM216 44H218V42H216ZM215 44V45H216ZM1 45V44H0ZM7 45V46H8ZM38 45H42V43L41 44H39V41H38ZM77 45V44H76ZM114 45V44H113ZM11 46V47H12ZM24 46H26V45H24ZM178 46V47H177ZM176 47L177 48H179V50L180 49H182L181 47H183V45H177ZM2 47H3V45H2ZM5 47V46H4ZM39 47V46H38ZM120 47V46H119ZM119 47H118V49H119ZM134 47V46H133ZM212 47L213 46H211V49H212ZM239 47H240V45H239ZM239 47H238V49H239ZM98 48V47H97ZM193 48V47H192ZM192 48H189V49H192ZM237 48V47H236ZM236 48L234 49V50H236ZM16 49V48H15ZM210 49V51H212ZM227 50L228 49H231V47H227L226 48ZM109 50H110V48H109ZM178 49H176L175 51H177V53H173L172 54V52L173 51H171V52H168V53H171V55H167V56H170V59H169V57H167L166 58V60L168 59V60H171V61H173V62H180L179 60H180V58H179V51ZM203 50H205V49H202V51ZM245 50V49H244ZM248 50V49H247ZM27 51V52H26ZM76 51H77V49H76ZM75 51V52H76ZM99 51V50H98ZM192 51V50H191ZM209 51V52H210ZM255 51H257V50H254L253 51V53H254V57H256L255 56V54L257 53H255ZM209 52H206V54H210L211 55V53H209ZM245 52V51H244ZM247 52V51H246ZM245 52V53H246ZM77 53V52H76ZM99 53H101V52H99ZM125 53V52H124ZM162 53V52H161ZM160 53V54H161ZM223 53V52H222ZM245 53H244V55H245ZM262 53L264 54V52L262 51ZM119 54V52H116V54H115V56H117ZM190 55V58H192V55H191V53H189ZM11 55V54H10ZM9 55V56H10ZM125 55V54H124ZM129 55H132V54H129ZM209 55V56H210ZM221 55V54H220ZM219 55V56H220ZM224 54H222L221 56H223ZM75 56L76 55H74V57H73V59L75 60ZM85 56H87V54L85 55ZM114 56V57H115ZM157 56V55H156ZM186 56V55H185ZM129 57H131V56H129ZM180 57H182V56H180ZM83 59H85L84 58V56L82 57ZM87 58V57H86ZM110 58V57H109ZM206 58V57H205ZM205 58H201V60H205ZM196 59H197V57H196ZM208 59V58H207ZM217 59H219L218 57L216 58V60ZM255 59V58H254ZM74 60L72 61L71 60V62H69V65H68V67L67 68H69V67H71L70 66V64L71 63H73V65H74ZM215 60V61H216ZM262 60H264V58L262 59ZM158 61V60H157ZM240 61V60H239ZM87 62H88V58H87ZM121 62H123L122 60H121ZM158 62H161L160 60L158 61ZM203 62V61H202ZM8 63V62H7ZM89 63V62H88ZM157 63V62H156ZM124 64V63H123ZM122 64V65H123ZM180 65H181V63H179ZM36 65V64H35ZM38 65V66H39ZM121 65V66H122ZM180 65H178V66H180ZM53 67V69H51L50 68V71H49V73L50 72H52L53 71V73H54V66L55 65H52ZM56 67V66H55ZM123 67V66H122ZM23 68V69H24ZM66 68V69H67ZM252 72L251 73H247L246 72V69H247V67L244 69V68H242V71L240 72V68H238V70L236 69V68H231V69H233V71H231V72H227V71H225V68H223V67H220V68H215L211 73H209V75L208 76H200L197 80L196 79H194V78H191L190 77V75H189V77L190 78H187V79H185L184 81H180V80H173L172 82H173V84L172 85H170L172 82L170 81V83L168 84V85H166V78L165 77H161L160 76V80L158 81V83H157V85L156 86H158L157 88H156V91H155V93L153 94V95H150V97H151V99H152V101H156L157 102V104L159 105V107H161V109L159 110V111H157V110H155V114L156 113H162V114H164L165 112H166V109L168 110V108H169V103L172 101V100H175L176 101V103H185V107H187V109L189 108L190 110L193 108V107H195L196 106V104L197 103H199V102H202L204 105L206 104H209L210 105V109H212V111L214 110H216V111H227L226 112V114L225 115H220V114H216V112L214 113H211L210 115V117H212V115H213V117L214 116H216L217 117V115H219L218 117H219V119H220V122H219V125H220V127H223L222 129L223 130H226V132L228 133V135H229V141H226V140H224L222 137V135L221 134H216L215 136H214V138H213V146L210 148V150H202V153H204L205 151H207L206 152V156H207V159L209 160H207V162H211V163H213V164H220V168L221 169H219V170H221V172H217V169L215 170V171H209V169H207V168H199V167H197L198 169H202V170H200V171H205V172H203V173H206V171L208 170L210 173H221L223 176H225V177H229V178H234V177H236V179L238 180H240V181H242V180H244L243 181V183L244 184H246V183H249V184H254V185H260L261 187H263V194L260 192V193H258L257 191H255V193H253V191H251V190H247L246 188L244 189V191L243 190H240V189H243V188H239L238 189V187H234V186H228V188H230V189H232V188H234V190H237L238 189V194H236V192H234L235 193V195L237 196V195H239V197H240V199H241V197H242V200H243V198H244V200L245 201H247V202H249V205H251V207L254 209V211H255V218H257L256 217V215L258 214V211H261L260 209H262L261 207H258V204L259 203H261V204H264V149L263 150H261L260 148H261V143H264V99H262V98H260L261 97V95L259 96H253V95H251V94H247V93H237V90L238 89H242V90H244L245 88H248V86H253V85H255L256 83L258 84V87H260L261 88V86L263 85V87H264V72H263V74H261V75H259L258 76V78H256V74L255 73H253V70H254V68H256L255 66L253 67L252 66V68L251 67H248ZM244 69V70H243ZM202 70V69H201ZM201 70H197V71H201ZM66 71V70H65ZM175 71H177V70H175ZM175 71H172V73H173V75L175 74L174 72ZM186 71H189V70H184V71H181L180 72V74L181 73H183V72H185L186 73ZM192 71H196V70H192ZM33 72H34V70H33ZM32 72V73H33ZM167 72L168 71H166V72H163L162 73V75H164V73H166L167 74ZM202 72H203V70H202ZM24 73H22V74H24ZM153 73H155V72H153ZM171 73V71H169V73L168 74H170ZM22 74H20L21 76H22ZM25 74V75H26ZM139 74H141V73H139ZM120 76H121V78L122 77H125L126 76V78L128 77L126 74H122V75H124V76H122L121 74H119ZM119 75H117V76H119ZM156 75V74H155ZM154 74H153V76H155ZM176 75V74H175ZM191 75L193 76L194 74H192V72H191ZM98 76V75H97ZM100 76V75H99ZM106 76V75H105ZM52 78V77H51ZM59 79H61L60 77H58ZM57 78V79H58ZM65 78H67V77H65ZM65 78L63 77L62 79H63V81L65 80ZM96 78H98V77H96ZM95 78V80H97ZM50 78H47V79H45V78H43V79H39V81L40 80H47L46 82H51V80H49ZM57 79H56V81H57ZM61 79V80H62ZM99 79V78H98ZM110 79V78H109ZM123 79V78H122ZM20 80V79H19ZM30 80V81H29ZM119 80H121L120 78H119ZM118 80V84L119 83H121V81H119ZM150 80V79H149ZM16 82H17V80H15ZM29 81V82H28ZM38 81V82H39ZM60 81V80H59ZM59 81L57 82L58 83V86L59 87H63L64 85H62V83H61V81H60V83H61V85H60V83H59ZM98 81V80H97ZM108 81V80H107ZM148 81V80H147ZM22 82V83H21ZM30 82H31V79H28V80H20V83L19 82H17L18 83V86H20L19 88H21V93H22V100L24 101L23 102V104L21 105L20 104V106L22 107H24V110H25V115H24V117L26 116V115H28V116H26L25 118V120L26 121H24V122H26V124L24 125V128L22 129V134L21 135H18V134H16L19 138H21L22 139V144H21V146H23L24 145V148L21 150V151H19V152H13V151H11L10 152V148L9 149H6L7 148V146H4V147H0V180L2 181V183H1V185H0V264H76V261H77V259H78V257L81 255V254H84L85 252H89L90 251V249H91V244H90V240H89V236H91V230L93 229V227H94V225H95V223L96 222H94V221H98V220H103V219H105V218H107L109 215H112V213H116V210H117V208H119L120 207V209H122L121 208V206L122 205H119L118 206V204H117V206L116 205H114L115 206V211L113 212V206L111 205V201L113 200V196L114 195H116V196H119V194L121 195V193H120V191H119V188H121V185H120V182L122 181H128L129 179L130 180H132V177H133V171L132 172H130V174L132 173V176L130 177L129 175H127V176H122V173H123V169L122 168H120V166L122 167V165L124 164H122V159L124 158L126 161L127 160H129V158L127 159V157H129V156H121V159L119 158L118 159V161L120 160V162H119V166H115L114 168H116V167H118V169L116 170V171H114V174L113 175H110V167H111V165H112V160H113V158H112V149L110 148L106 153H104V156H103V159L101 158L100 159V161L101 160H103V161H105V167H104V170L102 171V173H101V176H100V178H98V177H96V178H92V171H99V169H98V167H99V165H100V161L99 162H96V164H99L98 165V167H97V165L95 164V162L92 164V165H94L95 164V166L96 167H92V165H90V164H87L85 167L86 168H84L82 165H80L81 167H78L77 169H75L74 171L72 170V172L70 171V173H64V169L66 168V166L67 165H69V164H72V163H75V162H77L80 158H82V157H84V156H92V155H94V156H100V153H102V150L103 149H101L102 147H103V145H104V143H103V141H101L100 139H103V138H98L100 141H99V143H96V141L94 142L95 144H94V148L91 150L90 148H89V142H87V140H85V139H87V135H88V131H86L84 128L82 129V131L84 132V134L86 135V137L84 138L83 137V139H82V137H81V139H80V137H79V139L81 140V141H85V142H87L86 144H85V146L86 147H84V144H78V140L76 141V140H74V141H76V144L79 146L80 145V149H81V146L82 147H84L86 150H80V151H76V150H74V149H76L74 146H75V144H73L74 146H72V144H70L71 146V148H68L69 147V145H68V147H66V148H68V150L66 149V148H63V149H65V150H61L60 149V146L62 145V142H63V140L65 139V138H67V136L70 134V131H71V127H63L62 125H61V123H60V121L58 120L59 118H57V120L59 121H55V123H56V125H52L50 122H49V120H50V118H49V115L47 114V117L49 118V120H48V122L50 123V125L51 126H48L49 124H47V125H45V127H47V131H42V130H38V124L40 125V128L41 129H43V127H44V125H42L40 122H42V119L44 118V115H46V113L44 114V112L43 113H39L36 109H37V106H38V109H39V105H37V104H35L34 105V103H33V101L35 100H33V97L31 96V92H32V88L29 86V84H30ZM38 82H35V86H36V84L38 83ZM45 82V83H46ZM53 82V81H52ZM184 82V84L185 83H188L189 85H186V86H188V87H186V88H182V87H180V86H182V83ZM27 83H29V84H27ZM39 83H41V82H39ZM37 84V86L39 87L40 86V84ZM48 83H46L47 85H48ZM21 84V85H20ZM64 84H67L66 83V81H64ZM103 84V83H102ZM211 84V85H210ZM52 84H49L48 86H51ZM34 86V87H35ZM92 86H94V85H92ZM96 87H97V85H95ZM107 86H108V84H107ZM118 86V85H117ZM184 86V85H183ZM195 86H201V88L199 89V88H197V87H195ZM209 86H211V87H209ZM218 86H223L222 88H219ZM38 87L36 88L37 90H38ZM58 87V88H59ZM66 87V86H65ZM65 87H63L66 91H68ZM96 87H91V89H90V86L88 87V89H90V90H92L93 88H96ZM118 87H121L120 85L118 86ZM18 88V91H20V89ZM43 88H45L44 90H43V92L45 93V95H47V88L46 87H43ZM106 88H108V87H106ZM110 88V87H109ZM40 89H42V88H40L39 87V90ZM36 90V91H37ZM64 90V91H65ZM104 90V89H103ZM106 90V89H105ZM117 90H119V88H117ZM46 91V92H45ZM58 91H59V89H58ZM39 92L40 91H37L36 92V94H37V97H38V95L40 96V94H39ZM103 93H104V91H102ZM148 92V91H147ZM20 93V92H19ZM83 94H82V96L86 93L85 91L84 92H82ZM101 93V92H100ZM129 93H131V91L129 92ZM72 94V93H71ZM74 94V93H73ZM119 94V93H118ZM117 94V95H118ZM57 95H60V92H59V94H57ZM86 95V94H85ZM144 95H145V92H144ZM72 96H74V95H72ZM87 96V95H86ZM116 96V95H115ZM47 97H48V95H47ZM61 97H62V95H61ZM89 97V96H88ZM87 97V98H88ZM90 97H91V95H90ZM66 98V97H65ZM74 98V97H73ZM83 99V97H81L80 96V99ZM84 98H86L85 96H84ZM116 98H118L117 100L118 101H120V99H119V97L117 96ZM79 99V100H80ZM22 100H17V101H22ZM33 100V101H32ZM42 99H40V101H41ZM60 99H59V96H58V99H55L54 100V102H58ZM104 100V99H103ZM116 100V99H115ZM130 100V99H129ZM128 100V101H129ZM1 101V100H0ZM2 101H4V100H2ZM6 101V100H5ZM7 101H9V100H7ZM10 101H12V100H10ZM13 101H16V100H13ZM36 101H38V100H36ZM64 101H65V99H64ZM63 101V102H64ZM128 101H125V102H128ZM131 101V100H130ZM41 102H44V100L43 101H41ZM47 102H48V100H47ZM49 102H53L52 100L50 101V99H49ZM48 102V103H49ZM61 102V101H60ZM59 103V102H58ZM62 103V102H61ZM66 103H68V102H66ZM73 103V102H72ZM75 104H78V103H80V102H74ZM91 103V102H90ZM90 103L87 101V104L88 105H90ZM94 103H95V101H94ZM93 103V104H94ZM97 103V106H98V104L100 105V102L98 101V102H96ZM96 103H95V105H96ZM129 103V102H128ZM43 104V103H42ZM63 104V103H62ZM62 104L60 105V103H59V105H56V107H60V111H61V109L63 108V107H66V105L64 106H62ZM81 104H85V108L86 109H88V105L86 104V102L85 103H80L79 105H81ZM92 104V103H91ZM102 104V103H101ZM116 105V104H118L117 102H115L114 104L113 103H110V105ZM145 104V103H144ZM149 104V108L150 107H152V104H151V102H149L148 103ZM151 104V105H150ZM195 104V105H194ZM258 104H261L262 105V107L261 108H258V109H254V107L256 106V105H258ZM104 105V104H103ZM107 105H109V103H107ZM111 105V106H112ZM119 105H120V103H119ZM119 105H116V106H119ZM123 105H128L129 106V104H123ZM142 105H143V103H142ZM5 107L7 106V105H4ZM4 106L2 105V107L4 108ZM47 106V105H46ZM45 106V107H46ZM135 106V105H134ZM136 106H140V105H136ZM144 107H145V105H143ZM178 106H179V104H178ZM8 109L10 110V104L8 105ZM21 107H19V109H21ZM22 107V108H23ZM76 107V106H75ZM75 107L74 108H72V107H70V108H72L71 109V113H72V111H73V109L75 110ZM98 107H101V106H98ZM146 107H148V105H146ZM154 107V106H153ZM155 107H157V106H155ZM77 108V111H79L78 109V106L76 107ZM173 108V107H172ZM5 109V108H4ZM3 109V110H4ZM6 109H7V107H6ZM110 108H108V111H110L109 110ZM174 110H171L170 109V111H175V108H173ZM178 109H179V107H178ZM183 109V108H182ZM194 109V108H193ZM192 109V110H193ZM195 109H199V108H195ZM208 109V108H207ZM84 110V109H83ZM104 110V109H103ZM117 110H119V108L117 109ZM126 110V109H125ZM129 110V109H128ZM151 109H149V110H147V112L148 111H150ZM176 110H177V108H176ZM183 110H185V108L183 109ZM199 110H201V109H199ZM202 110H206L205 108H203ZM209 110V109H208ZM233 110H236V111H239L240 112V114H238V115H236L237 116V118L236 119H231L230 117L232 116L231 114H233V113H231ZM253 110H257L256 112H258L256 115L254 114V115H251V114H247L246 112H255V111H253ZM11 111V110H10ZM46 111V110H45ZM86 111V110H85ZM157 111V112H156ZM211 111V110H210ZM3 112V111H2ZM63 112V111H62ZM91 112H92V110H91ZM93 112H94V110H93ZM243 112H245V113H243ZM22 113V112H21ZM118 113V111H116V114ZM168 113V112H167ZM182 113H184V111L182 112ZM231 113V114H230ZM7 114V113H6ZM44 114V115H43ZM54 114V113H53ZM57 114V113H56ZM65 114V113H64ZM119 114V113H118ZM201 114V113H200ZM199 114V116H201ZM42 115H43V117H42ZM59 117H60V113H58L57 114ZM56 115V116H57ZM167 115V114H166ZM180 115V114H179ZM178 115V116H179ZM209 115V114H208ZM208 115L206 116V117H208ZM234 115V114H233ZM126 114L124 113V119L125 120H127L126 119ZM168 116V115H167ZM199 116H197V117H199ZM224 117V118H223ZM225 117H229L231 120L229 121H225ZM2 118V117H1ZM4 118V117H3ZM2 118V119H3ZM175 118H176V116H175ZM215 118V117H214ZM226 118V119H227ZM245 118H249L250 120L248 121V123H247V126H248V129H250L251 131H253L254 132V134H255V138L254 139H247V140H245L244 141V145L246 146V144L247 145H249V147H248V149L245 147V146H242V147H240V140H239V138H238V131L236 130V127L238 126V124H240ZM4 119H6V118H4ZM28 119H30V121H33V123H34V125L32 124V125H29L30 123L28 122ZM96 119V118H95ZM99 119V118H98ZM108 119V118H107ZM146 119V118H145ZM72 120V119H71ZM94 120V119H93ZM97 120V119H96ZM119 118L117 117L116 118V122L115 123H117V121H118V123H120L119 122ZM134 120V119H133ZM69 122H70V119L68 120ZM97 121H99L100 122V120H97ZM96 121V122H97ZM12 122H15V121H12ZM11 122V123H12ZM112 122H113V120H112ZM128 122V121H127ZM3 123V122H2ZM1 123V124H2ZM81 122H79V124H80ZM101 123V122H100ZM118 123L116 124V126H118ZM130 123V122H129ZM174 123H177V122H175V119H174ZM174 123H172V124H174ZM191 123V122H190ZM167 124H168V122H167ZM11 125V124H10ZM78 125V124H77ZM76 125V126H77ZM93 125V127H95L94 126V124H92ZM175 125V124H174ZM225 125V126H224ZM3 126H5L4 124H3ZM12 126V125H11ZM10 126V127H11ZM41 126H43V127H41ZM64 126H67L66 124L64 125ZM85 126H87V125H85ZM2 127V125L0 126V128ZM79 128H80V126H78ZM210 127L211 126H209V131H211L210 130ZM2 128H4V127H2ZM9 127H7V129H8ZM78 128V129H79ZM88 128V127H87ZM171 128V127H170ZM182 128V127H181ZM115 129H117V130H115ZM118 129L119 128H115L114 127V132H116V131H118ZM217 128H215V130H216ZM248 129H246V131H250V130H248ZM73 130V129H72ZM88 130V129H87ZM110 130V129H109ZM133 130V129H132ZM132 130H130L129 131V134L131 133V131ZM167 133H166V135L168 134V132H169V128H167ZM181 130H183V128L181 129ZM222 130V131H223ZM2 131H4V130H2ZM184 132L186 131V130H183ZM246 131L244 132L245 134H246ZM113 132V133H114ZM187 132V134L189 133V130L188 131H186ZM185 132V133H186ZM203 132V131H202ZM109 133H111V132H109ZM191 133V132H190ZM193 133V132H192ZM204 133V132H203ZM20 134V133H19ZM116 134V133H115ZM44 135H46V137H45V139L46 138H48V141L47 140H42V138H40L41 136H43L44 137ZM101 135V134H100ZM111 135H113V134H111ZM131 135V134H130ZM188 135H190V134H188ZM48 136V137H47ZM106 136V135H105ZM107 136H109L108 135V133H107ZM123 136V135H122ZM165 137V136H164ZM168 137H171V135L170 136H168ZM191 137V136H190ZM202 137H204V136H202ZM201 137V138H202ZM15 137H13V139H14ZM76 138L78 139V136L76 135ZM124 138H126L125 136L123 137V139ZM155 138H157V137H155ZM200 138V139H201ZM224 138H227L226 136L224 137ZM41 141H40V140ZM71 139H73V138H71ZM70 139V140H71ZM164 139H166V138H163V141H164ZM168 139V138H167ZM194 139V138H193ZM192 139V140H193ZM204 139H205V137H204ZM113 140L115 141V139H114V136H113ZM9 141V140H8ZM200 141V140H199ZM113 142V141H112ZM131 142H134V139H133V141L131 140ZM183 142V141H182ZM9 143H10V141H9ZM12 144H13V142H11ZM71 143H75V142H73V140H71ZM114 143V142H113ZM110 144L111 145V147H113L112 145H117V141H116V143L115 144ZM173 143H175L176 144V146H177V148H176V150L178 151V149H180L179 150V153L182 155V157L184 156V154L187 156H185V158H188V155H191V156H195V152H194V150H193V147H195V146H193V145H191V146H189V148L188 147H181L182 146V143H181V141L179 140V141H174ZM179 143H181L180 144V147L182 148V150H181V148L179 147ZM11 144V145H12ZM122 144H124V142H123V140H122ZM132 145H134L135 143H131ZM175 144H173V146L175 145ZM20 145V144H19ZM115 145V146H116ZM206 145V144H205ZM13 146V145H12ZM74 147V148H73ZM88 147V148H87ZM91 147V146H90ZM132 146L131 145H129L128 146V148H127V150L129 149V148H131ZM135 147H136V145H135ZM175 147V146H174ZM179 147V148H178ZM192 148V151H193V154H192V151H190L191 150V148ZM243 147H245L244 149H243ZM20 148V147H19ZM83 148V149H84ZM134 148V147H133ZM168 148V147H167ZM187 148V149H186ZM114 149H115V147H114ZM114 149H113V151H114ZM169 149V148H168ZM175 149V148H174ZM173 149V151H176V150H174ZM183 149H185V150H183ZM9 150V151H8ZM133 149H129L128 151H130V153H131V151H132ZM128 151H125V153L126 154H128L129 152ZM176 151V152H177ZM201 150H199V152L198 153H201L200 152ZM204 151V152H203ZM134 152V151H133ZM124 153V154H125ZM166 153H167V151H166ZM188 154V155H187ZM162 155V154H161ZM160 155V156H161ZM169 155V154H168ZM102 156V155H101ZM30 157L33 159V162L39 167L38 168V170H39V172H37V173H39L40 175H44L45 177H47V178H49L48 180H46L45 182L46 183H44L45 184V186L46 187H44V188H47V189H40V187L41 186H39L38 188H39V190H37V191H34V189H33V187H32V185L30 184L31 183V178H30V180H29V182L26 180V178H27V175L29 174L28 173V171H27V168H26V164H27V161L30 159ZM167 157H169V156H167ZM181 157V158H182ZM157 158H158V156H157ZM180 158V159H181ZM195 158V157H194ZM137 159H138V155H137ZM174 159V158H173ZM196 159H197V157H196ZM165 160H166V158H165ZM169 160V159H168ZM179 160V159H178ZM198 160V159H197ZM196 160V161H197ZM200 160V159H199ZM122 161V162H121ZM138 161V160H137ZM175 161V160H174ZM180 161V160H179ZM201 162H202V160H200ZM140 162V161H139ZM172 163L173 164H175L173 161H172ZM210 163V164H211ZM54 164H56V167L54 166ZM135 164H136V161H135ZM135 164L133 165V168L134 169H136L137 171H138V173H142V171H144V170H141V169H137V167H135ZM167 164V163H166ZM172 164V165H173ZM187 166L188 165H190L191 167H192V165L191 164H187V162L185 163ZM118 165V164H117ZM165 165V164H164ZM193 165L195 166V164L193 163ZM31 166V165H30ZM33 166H34V164H33ZM32 166V167H33ZM87 166H91V167H87ZM174 166V165H173ZM204 167V166H203ZM129 168V167H128ZM133 168H131V170H134ZM156 168H159V170H160V167H158V166H156ZM28 169H29V167H28ZM30 169H31V167H30ZM192 169H193V167H192ZM205 169H207V170H205ZM31 170H33V169H31ZM130 170V171H131ZM136 170H134V171H136ZM136 171V172H137ZM150 171V170H149ZM149 171L147 172V173H149ZM192 171V170H191ZM190 171V172H191ZM136 172H134V174H136L137 175V173ZM165 172V171H164ZM189 172V173H190ZM202 172H200L201 174H202ZM144 173V172H143ZM193 173V172H192ZM39 174H37V175H39ZM128 174V173H127ZM144 174H146V173H144ZM201 174L199 175L198 174V176L200 177L201 176ZM54 175H58V176H60V175H62V181L58 184V182L56 183V184H53L52 183V181H53V176ZM147 175V174H146ZM186 175V174H185ZM203 175H205V174H203ZM209 175H211V174H208V176ZM221 175V176H222ZM189 176V175H188ZM205 176H207V173H206V175ZM234 176V177H233ZM37 177V176H36ZM105 177H107L108 178V181L105 183V181H104V178ZM180 177V179L179 180H183L182 178H181V176H179ZM184 177V176H183ZM38 178V177H37ZM36 178V179H37ZM40 178V177H39ZM79 178H82V181L80 182V184L77 186V188H75V186H76V184L78 183V179ZM172 178H174V177H172ZM35 179V178H34ZM235 179V178H234ZM233 179V180H234ZM175 180V179H174ZM239 180H238V182H239ZM184 181V180H183ZM192 181H196V180H192ZM121 182V183H122ZM147 182V181H146ZM145 182V183H146ZM167 182V181H166ZM179 182V181H178ZM184 182H186V184L187 185H189L188 183H187V181H184ZM191 182V181H190ZM130 183H132V182H130ZM168 183V182H167ZM193 183V182H192ZM197 183V182H196ZM44 184H43V186H44ZM153 184V183H152ZM169 185H170V183H168ZM171 184H173V183H171ZM182 184H183V182H182ZM185 184V183H184ZM248 184V185H249ZM119 185H120V187H119ZM133 185V184H132ZM187 185H185V186H187ZM206 185H208V184H206ZM206 185L204 186V187H206ZM219 185V187L220 188H222V189H224V188H226V185H224V186H220V184H218ZM60 186V187H59ZM209 186H211V184L209 185ZM212 186L213 187H216V188H219L218 186H217V184H212ZM211 186V187H212ZM245 186H247V184L245 185ZM260 186H258L257 188L259 189V187ZM124 188H125V186H124ZM219 188V189H220ZM256 187L255 188H252V189H257ZM144 189V188H143ZM222 189H221V191H222ZM153 190V189H152ZM175 190H177L178 191V188L177 189H175ZM214 190V189H213ZM227 191H226V193L228 192V195L230 194L229 193V189H226ZM234 190H232V192L234 191ZM159 191H161V190H158L157 192H159ZM163 191V190H162ZM161 191V192H162ZM165 191V190H164ZM259 191H261L260 189H259ZM145 193L147 192L146 190L144 191ZM143 192V193H144ZM169 192V191H168ZM175 192V191H174ZM241 192H243V194L241 193ZM258 194H257V193ZM141 193V195L143 194L142 192H140ZM139 193V194H140ZM232 194V193H231ZM259 194H260V196H261V199H262V202H260V200L258 199V197H260L259 196ZM262 194V195H261ZM105 195H107V196H109L108 198H107V200H106V198H104L105 197ZM223 195H224V193H223ZM234 195V194H233ZM258 195V196H257ZM225 196V195H224ZM89 197H90V199H89ZM135 197V198H134ZM133 197V200H137L136 199V197L137 196H134ZM140 196H138L137 198H139ZM156 197V196H155ZM155 197H153V198H155ZM203 197V196H202ZM201 197V198H202ZM29 198H31V201H30V204L28 205L27 204V200L29 199ZM62 200V202L64 203V208L63 209H59V204L61 203V200ZM151 199V200H150ZM149 200L151 201V203L152 202H154L155 201V199L153 200L152 198H150ZM220 199H222L221 197L219 198V201H220ZM149 200H147V202L151 205V203H150V201ZM153 200V201H152ZM218 200V199H217ZM227 200V199H226ZM237 200V199H236ZM222 201V200H221ZM220 201V202H221ZM223 201H225V200H223ZM234 201L235 200H232L231 202H233L234 203ZM125 201H123V203H124ZM188 202V200L185 202V204L183 203V205H182V209L179 207V208H177V209H175V211H172L174 214L176 213V211H177V213L178 212H180V211H184V209L185 208H187V206H186V203ZM226 202V201H225ZM227 202H230V200L229 201H227ZM109 203V204H108ZM122 203V204H123ZM209 204L211 203V205H214V203H212V202H208ZM85 204H87L88 205V207L89 206H91L90 207V209H89V211H88V213L86 214V217L88 218V221H90L89 222V224L88 225H85V222H81V221H79V214H80V212H81V210H83L84 208H85ZM228 204V203H227ZM235 204V203H234ZM233 204V205H234ZM144 206L142 207V206H139V207H136L137 209H139V210H142V208H146L147 206H145V204H143ZM204 206L202 203H200L199 204V206L198 205H196L195 206V204L194 205H192V207L194 208V210H195V208L198 206V209H199V207H202V206ZM210 205V206H211ZM229 205V204H228ZM195 206V207H194ZM209 205H208V208L210 207ZM216 207H220V206H217V205H215ZM215 206H214V208H215ZM140 207H142L141 209H140ZM148 207H150V206H148ZM185 207V208H184ZM213 207V206H212ZM228 207V206H227ZM232 207V205L229 207V210L231 209V210H233V207ZM250 206L249 207H245L246 209H248V210H250V208H251ZM144 208V209H145ZM184 208V209H183ZM206 208H207V206H206ZM208 208H207V210H208ZM220 208H223L222 206L220 207ZM219 208V209H220ZM226 208V207H225ZM224 208V209H225ZM102 209V210H101ZM181 209V210H180ZM217 209V208H216ZM224 209H221L222 211H224V214H218V213H215V212H212V213H215L214 215L216 216L217 215V219H218V217L220 216H224V219H226L225 221H228L229 223L230 222H232V221H230L227 217H225V211H226V209H228V208H226L225 210ZM234 209H236L235 207H234ZM193 210V211H194ZM231 210L230 211H227L226 213H230L231 214V216L232 217H234V215H235V213H233V211H232V213H231ZM238 209H236V211H237ZM244 211H245V209H243ZM243 210H241L240 209V211H242V216H243ZM192 211V212H193ZM198 212H197V214L198 215H196L197 216V219H194L195 217H192L191 219H190V217L192 216V214H193V216H194V212H196V211H194L191 215H189L190 217H189V219H188V217L187 216H185L184 218V221L186 222V224L188 223V220H190V221H192V220H198V221H200L199 219H200V216H199V212L201 211H203L204 213H205V211L204 210H197ZM240 211H239V213H240ZM118 212V211H117ZM142 212V211H141ZM169 212L171 213V214H173L172 212H171V210H169ZM208 211H206V213H207ZM246 212V211H245ZM168 213V212H167ZM170 213H168L167 215L165 214V217L167 218L169 215H170ZM205 213V214H206ZM208 213H210V215H212V213L211 212H208ZM207 213V214H208ZM155 214V213H154ZM202 214V213H201ZM234 214V215H233ZM127 215V217L128 216H130V215H128V214H126ZM125 215V216H126ZM248 215V214H247ZM246 214L244 215V216H247ZM124 216V217H125ZM198 216H199V219H198ZM222 216V217H223ZM236 216V215H235ZM243 216V217H244ZM161 217V216H160ZM159 217V218H160ZM186 217H187V219H186ZM219 217V218H220ZM221 217V218H222ZM241 216L239 215V217H237L236 216V219L238 218V221L240 222V224L239 223H237L238 225H241V218H240ZM152 218V217H151ZM158 218V217H157ZM159 218L156 220V221H158L159 220ZM202 219H201V221H204V219H206V218H204V217H201ZM235 218V217H234ZM248 218V217H247ZM254 218V219H255ZM179 219H181V218H179ZM179 219L178 220H174V219H172L171 221H170V226L172 225V226H174V227H169V225H167V224H165L163 227L164 228H162L161 227V224L160 223H154V226H149V225H152V224H150L149 223V225H148V228L149 227H151V231H150V233L149 232H147V229L146 228H144V229H146V231L143 229V228H140V229H138L137 230V232H135V233H133L132 234V237H134L135 235H136V238H129V239H127L126 240V242H128V243H126V244H130L129 246H123L122 244L123 243H125V241L124 240H122L123 241V243L121 244V243H119V247H114V249L112 250L111 249V251L110 250H108V251H110V252H115L116 253V256L118 257V259L119 258H122L123 260L126 258V257H128V256H126L125 254H126V251H132L133 250V252H132V254L134 253V255H135V257H138V260H146V259H148V257H150V256H152L153 255V251L152 250H155V248L159 245V244H161V243H165V245H167V244H169V243H171L170 241H171V239L174 237V236H176V235H178L179 233H182V232H184V230H186L185 228H187V227H185L184 225H185V223L184 224H182V222H184L183 221V219H181V221H179ZM208 219V218H207ZM205 220V222L207 223L208 222V224L210 223V222H212V220L211 219H209V220ZM240 219V220H239ZM244 219H245V217H244ZM249 220L247 221V223L245 222V224L247 225L246 227L248 228V224H250L251 226H252V228L254 229V232H257V233H260L261 231H260V228H259V225L254 221V219H252V217L251 218H248ZM119 220V219H118ZM118 220L116 219V221L118 222ZM123 220V222H125V218H123L122 219ZM122 220H119V223H121L122 224ZM137 221H138V219H136ZM144 220V219H143ZM154 220V219H153ZM167 220V219H166ZM214 220H215V222H214ZM115 221V219H113L112 220V223ZM115 221V222H116ZM189 221V223H192V224H194V222H190ZM262 220H260V222H261ZM111 222V221H110ZM115 222L113 223V224H115ZM116 222V223H117ZM153 222V221H152ZM175 222H177V223H179V222H181L180 224H182L181 225V228H183L184 227V229H181L180 227V229L177 227L176 228V224L174 225V223ZM213 222H214V224L213 225H217V224H215L216 223V219H213ZM212 222V223H213ZM118 223V224H119ZM137 223V222H136ZM164 222H162V224H163ZM195 223H196V221H195ZM233 223L235 224L236 222H234L233 221ZM232 223V225H234ZM264 223V222H263ZM133 224V223H132ZM180 224H177V225H179L180 226ZM192 224H190V226H192ZM197 224V223H196ZM231 224V223H230ZM124 225H126V224H124ZM195 225V224H194ZM198 225V224H197ZM202 225V224H201ZM200 225V226H201ZM106 226V227H105ZM108 225H104L101 229H102V231L100 230V232H94V234H92V236H91V240H93L92 239V237H93V235H97V233H99V236L100 235H102V233H104L105 235H106V233H107V231L106 232H104V229L105 228H108L107 227ZM118 226V225H117ZM133 226V225H132ZM145 226V225H144ZM143 226V227H144ZM183 226V227H182ZM189 226V227H190ZM203 226V225H202ZM208 226H210V224L208 225ZM243 226V225H242ZM241 226V227H242ZM114 227V226H113ZM115 227H116V224H115ZM114 227V228H115ZM128 227V226H127ZM147 227V226H146ZM168 227V228H167ZM204 227V226H203ZM219 227V228H218ZM218 227L216 226V227H208V229L210 228L211 230H210V232H208V234L211 236V238H212V240H215L217 243H218V248L217 249H214V247L213 248H211L210 249V247L209 246H207V250H206V248L204 249L203 248V250L201 249L200 251L202 252V254L204 255L206 252H213V250L215 251V250H217L215 253L213 252L212 254H210V256L211 255H213L214 254V258H215V262L217 263V264H257L255 261H254V259L252 260V261H249V259H248V257H247V255H245V253L244 252H242L243 251V249H241V248H239V246L237 247V245H234V244H236V243H234L235 241H232L231 240V237L230 236H228V233L227 232H223V231H226L225 229L223 230V228L224 227H221L220 225H218ZM238 226H236V227H234V228H237ZM245 227V226H244ZM245 227V228H246ZM113 228V229H114ZM123 228V227H122ZM134 228V227H133ZM167 228V229H166ZM111 229V228H110ZM132 229V228H131ZM142 229V230H141ZM222 229V230H221ZM105 230H108V229H105ZM142 231V233H144V234H146L145 236L144 235H142L143 237L140 239V235L138 236V233H141V232H138V231ZM145 232H144V231ZM183 230V231H182ZM195 231L196 230H198V229H194ZM237 231L239 230V229H236ZM250 230V229H249ZM113 231V230H112ZM201 231V230H200ZM198 231L200 234H201V236H202V233L203 232H205V231ZM102 232V233H101ZM124 231H122V233H123ZM197 231L195 232V234H197L198 233ZM240 232H241V229H240ZM253 231H250L249 233L251 234V235H253V233H254ZM101 233V234H100ZM112 233H114V232H112ZM137 233V234H136ZM249 233H247L248 234V237H250V234ZM104 234L102 235V236H100V238L101 237H103V239H105L104 238ZM131 234V233H130ZM190 234V233H189ZM205 235L204 236H207L206 235V233H204ZM237 234H240L239 232H237ZM246 234V235H247ZM261 234V233H260ZM259 234V235H260ZM124 235V234H123ZM123 235H122V237H123ZM134 235V236H133ZM188 234H186V237H189V236H191V234L190 235H188ZM199 234H197L196 236H198ZM234 235V234H233ZM242 236L244 235L245 236V234H243V232H242V234H241ZM115 237L116 236H118V234L116 235H114ZM193 236V235H192ZM191 236V237H192ZM195 236V235H194ZM234 236H236V234L234 235ZM243 236V237H244ZM94 237H96V236H94ZM93 237V238H94ZM177 237V236H176ZM246 237V236H245ZM253 237V236H252ZM251 237V238H252ZM138 238V239H137ZM179 238V237H178ZM193 238V237H192ZM194 238H197V237H194ZM207 239L209 238V236H207L206 237ZM234 237H232V239H233ZM108 239V238H107ZM117 239L119 240L120 238L119 237H117ZM123 239V238H122ZM132 239V240H131ZM180 239V238H179ZM182 239H184V238H182ZM191 239V238H190ZM247 238H244V240H246ZM121 240V239H120ZM129 240H131L130 241V243H129ZM187 241H188V239H186ZM211 240V239H210ZM234 240V239H233ZM253 240L255 241L256 239L255 238H253ZM106 243H103V241L101 242L100 241V243H99V245H98V247H96L97 249L98 248H102V249H99L100 251L101 250H103V246H104V244H107V241H105ZM214 242V241H213ZM244 242V241H243ZM247 242L249 243V241L247 240ZM246 242V243H247ZM260 242H261V244H262V246H263V248H264V236L263 237H261V239H260ZM102 243H103V245H102ZM245 243V242H244ZM257 243V242H256ZM29 244H30V247L28 248V246H29ZM101 244V245H100ZM114 244V243H113ZM112 244V245H113ZM171 244H173V243H171ZM179 244V243H178ZM111 244H110V246L111 247H113ZM118 245V244H117ZM120 245H122V246H120ZM125 245V244H124ZM196 245H198V244H196ZM203 245V244H202ZM239 245V244H238ZM251 245V244H250ZM101 246V247H100ZM116 246V245H115ZM236 246V247H235ZM253 246H254V244H253ZM52 248V253H51V255H48V249L49 248ZM170 247V246H169ZM204 247V246H203ZM240 247H242L241 245H240ZM110 248V247H109ZM105 249V248H104ZM158 248H156V250H157ZM167 249V248H166ZM166 249H163V251L162 252H164V250H166ZM188 249H190L191 251H192V249H196V248H188ZM241 249V250H240ZM258 249H259V247H258ZM261 249V248H260ZM190 250H187V249H185V250H183V251H190ZM197 250V249H196ZM199 250V249H198ZM204 250H206V252L204 251ZM104 251V250H103ZM182 251V252H183ZM204 251V252H203ZM105 252H107L106 250H105ZM109 252V253H110ZM168 252V251H167ZM182 252H180L179 253V255L182 253ZM252 252V251H251ZM254 252V251H253ZM253 252L251 253V254H253ZM96 253H97V255L96 256H93V258L94 257H96V258H94V259H97V258H99L98 257V250L96 251ZM115 253L113 254V255H115ZM131 253V252H130ZM150 253H152L151 255H150ZM186 253V252H185ZM255 253V252H254ZM104 254V253H103ZM112 254V253H111ZM110 254V255H111ZM88 255H89V253H88ZM87 255V256H88ZM109 255V254H108ZM179 255H177V256H179ZM261 255V254H260ZM86 256V257H87ZM112 256V255H111ZM133 256V255H132ZM253 257L252 258H254V256H255V254L254 255H252ZM116 257V258H117ZM84 258H85V256H84ZM89 258V257H88ZM108 258L109 259H106L107 261L109 260L110 261V257L108 256ZM178 258V257H177ZM213 258V259H214ZM261 259H262V257H260ZM259 258V254H258V259H260ZM117 259V260H118ZM164 259H166V258H163V261H164ZM264 259V258H263ZM112 260V262L114 263V262H116V260H114L113 261V259H111ZM122 260V261H123ZM136 261L135 262V264H140V261ZM174 260H175V258H174ZM37 261H39V263H37ZM104 261H105V259H104ZM103 261V262H104ZM107 261H105L106 263H107ZM108 261V262H109ZM125 261H127L128 262V260L127 259H125L124 260V262ZM163 261L161 262V263H163ZM259 261H262V260H259ZM87 263V261H84V264H86ZM123 262V263H124ZM126 262V263H127ZM138 262V263H137ZM172 262H174V261H172ZM171 262V263H172ZM214 262V263H215ZM110 263H111V261H110ZM126 263H124V264H126ZM171 263H169V264H171ZM88 264V263H87ZM103 264V263H102ZM105 264V263H104ZM128 264V263H127ZM159 264V263H158Z\"/></svg>",
  "mask_w": 264,
  "mask_h": 264
}]
</instances>
